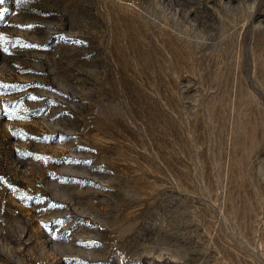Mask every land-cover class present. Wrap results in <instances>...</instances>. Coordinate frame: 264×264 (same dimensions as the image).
I'll use <instances>...</instances> for the list:
<instances>
[{
	"label": "rangeland",
	"instance_id": "374dc122",
	"mask_svg": "<svg viewBox=\"0 0 264 264\" xmlns=\"http://www.w3.org/2000/svg\"><path fill=\"white\" fill-rule=\"evenodd\" d=\"M0 13V264H264V0Z\"/></svg>",
	"mask_w": 264,
	"mask_h": 264
},
{
	"label": "snow or ice",
	"instance_id": "6c2138e0",
	"mask_svg": "<svg viewBox=\"0 0 264 264\" xmlns=\"http://www.w3.org/2000/svg\"><path fill=\"white\" fill-rule=\"evenodd\" d=\"M4 3V0H0V4H3ZM3 14L0 13V16H2Z\"/></svg>",
	"mask_w": 264,
	"mask_h": 264
}]
</instances>
